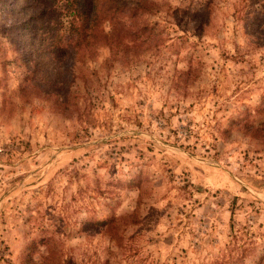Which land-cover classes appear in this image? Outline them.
Returning <instances> with one entry per match:
<instances>
[{
	"label": "rangeland",
	"instance_id": "rangeland-1",
	"mask_svg": "<svg viewBox=\"0 0 264 264\" xmlns=\"http://www.w3.org/2000/svg\"><path fill=\"white\" fill-rule=\"evenodd\" d=\"M151 2L49 86L0 44V264H264V0Z\"/></svg>",
	"mask_w": 264,
	"mask_h": 264
},
{
	"label": "trees",
	"instance_id": "trees-1",
	"mask_svg": "<svg viewBox=\"0 0 264 264\" xmlns=\"http://www.w3.org/2000/svg\"><path fill=\"white\" fill-rule=\"evenodd\" d=\"M152 4L151 0H0V11L8 20L0 26V44L13 47L11 62L22 68L21 82L49 86L60 61L91 59L102 46L113 52L125 45L124 39L133 42L138 34L152 31L150 22L138 21L152 11ZM2 55L3 62L10 60ZM40 61L48 68L37 81Z\"/></svg>",
	"mask_w": 264,
	"mask_h": 264
}]
</instances>
